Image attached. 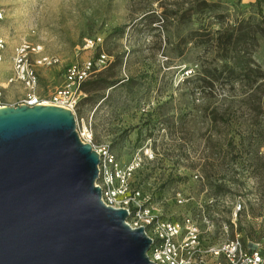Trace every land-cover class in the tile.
Masks as SVG:
<instances>
[{"label": "rangeland", "instance_id": "374dc122", "mask_svg": "<svg viewBox=\"0 0 264 264\" xmlns=\"http://www.w3.org/2000/svg\"><path fill=\"white\" fill-rule=\"evenodd\" d=\"M207 1L216 4L213 12L196 13L200 0H0V76L6 82L20 42L39 45L58 60L36 66L37 96L48 100L69 65L97 53L110 63L122 55L116 71L133 82L89 99L82 91L73 110L77 127H89L92 144L109 145L122 164L135 150L152 149L153 161L135 179L153 201L170 199L162 217L196 216L209 244L236 235L264 242V35L237 45L234 71L219 70L211 34L249 17L255 28L259 15L255 0ZM91 38L101 41L84 48ZM24 94L23 84L8 85L4 101L16 104ZM176 190L184 204L172 199ZM203 217L214 229L206 230Z\"/></svg>", "mask_w": 264, "mask_h": 264}, {"label": "water", "instance_id": "95a60500", "mask_svg": "<svg viewBox=\"0 0 264 264\" xmlns=\"http://www.w3.org/2000/svg\"><path fill=\"white\" fill-rule=\"evenodd\" d=\"M99 163L71 109L0 107V264H155L144 229L103 203Z\"/></svg>", "mask_w": 264, "mask_h": 264}, {"label": "built area", "instance_id": "2783aa9c", "mask_svg": "<svg viewBox=\"0 0 264 264\" xmlns=\"http://www.w3.org/2000/svg\"><path fill=\"white\" fill-rule=\"evenodd\" d=\"M4 10L0 7V22L4 19ZM100 39L86 40L84 48H95ZM6 41L0 35V66L4 61ZM58 62L57 58L42 54L39 45L27 41L20 42L12 56V71L6 82L0 76V107L8 106L4 101L5 89L8 85L21 83L24 85V96L12 106L26 104H48L63 108L75 109L82 94L81 86L94 72L105 69L110 58L103 53L85 60L81 64L66 67L64 84L58 88L48 100L37 96L38 75L36 66H51ZM76 129L84 143H90L98 152V178L96 185L100 187L101 199L106 206L115 209H126V223L133 229L142 227L151 239L148 258L155 264H264V242L251 241L244 243L236 235L218 243L209 244L202 238V229L198 218L193 215L164 218L161 216V206L170 199L163 196L156 202L152 196L145 194L135 179L147 162L154 159L151 148L135 150L130 160L122 164L109 145L94 146L92 130L84 126ZM172 199L179 205L187 198L181 191L173 192ZM210 201L209 203H211ZM198 211L204 214V207L197 205ZM206 230L214 229V222L203 217ZM223 233H228L227 225L222 227Z\"/></svg>", "mask_w": 264, "mask_h": 264}, {"label": "trees", "instance_id": "16d2710c", "mask_svg": "<svg viewBox=\"0 0 264 264\" xmlns=\"http://www.w3.org/2000/svg\"><path fill=\"white\" fill-rule=\"evenodd\" d=\"M255 3L259 15V22L255 28L252 27L253 25L250 23L251 18L249 17L246 21H239L231 26H227L223 30L211 34L208 39V44L217 47L220 51L219 56L223 61V65L219 70H225L226 68L229 71H234L235 68L240 66L237 55L238 51L236 50L237 45L239 43L244 44V42L246 45H249L250 41L256 39L258 34L264 35V14L261 8L264 4V0H255ZM194 7L196 13L199 11L201 13H208L216 9V4L207 0H200V2H195ZM207 34L209 35L210 33L207 32ZM121 62L122 55L116 56L115 60L110 63L106 70L98 72L94 78L88 79L82 84L81 90L87 94L85 99H89L90 96L98 94L100 91L115 88L125 82L126 84L133 82V78L131 77L126 80L119 77L116 67L120 65ZM221 73L222 72L219 71V75H221Z\"/></svg>", "mask_w": 264, "mask_h": 264}]
</instances>
